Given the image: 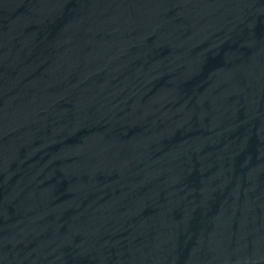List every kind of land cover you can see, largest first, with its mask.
I'll return each instance as SVG.
<instances>
[{
  "label": "water",
  "instance_id": "obj_1",
  "mask_svg": "<svg viewBox=\"0 0 264 264\" xmlns=\"http://www.w3.org/2000/svg\"><path fill=\"white\" fill-rule=\"evenodd\" d=\"M0 264H264V0H0Z\"/></svg>",
  "mask_w": 264,
  "mask_h": 264
}]
</instances>
